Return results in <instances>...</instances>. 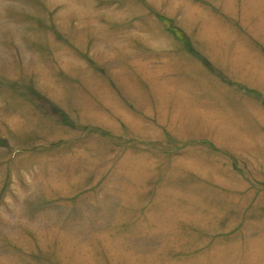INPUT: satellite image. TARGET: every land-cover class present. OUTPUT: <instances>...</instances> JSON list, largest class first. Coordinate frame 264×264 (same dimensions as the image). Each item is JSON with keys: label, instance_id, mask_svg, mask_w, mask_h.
<instances>
[{"label": "rangeland", "instance_id": "374dc122", "mask_svg": "<svg viewBox=\"0 0 264 264\" xmlns=\"http://www.w3.org/2000/svg\"><path fill=\"white\" fill-rule=\"evenodd\" d=\"M0 264H264V0H0Z\"/></svg>", "mask_w": 264, "mask_h": 264}]
</instances>
